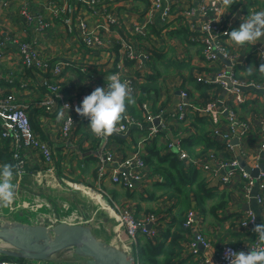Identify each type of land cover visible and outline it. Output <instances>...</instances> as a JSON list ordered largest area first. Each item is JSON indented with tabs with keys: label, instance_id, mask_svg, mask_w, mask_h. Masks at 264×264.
Listing matches in <instances>:
<instances>
[{
	"label": "crops",
	"instance_id": "0c3cea01",
	"mask_svg": "<svg viewBox=\"0 0 264 264\" xmlns=\"http://www.w3.org/2000/svg\"><path fill=\"white\" fill-rule=\"evenodd\" d=\"M99 1L101 9H105L119 22L105 30V43L98 51L88 50L82 45L79 30L75 27H64L56 19L52 27L43 28L37 20L28 21L21 14L23 8L28 9L31 15L42 13L46 16L45 22L49 23L51 2L62 5L64 2L61 0H9V9L0 5V41L18 39L28 42L44 61L51 63L68 57L73 59V67H66L63 75L57 79L66 99L76 103L79 96L84 94L101 99V104L93 112L104 127L122 124L126 115L141 121V127L131 125L129 131L123 134V142L108 135L111 150L116 157L126 158L143 143V157L150 171L159 179L146 185L136 183L133 190L113 183L110 178L114 165L110 162L102 163L103 141L91 133L84 118L76 119L68 136L63 134L65 113L60 109L61 102L57 101L51 109L41 105L47 95V90L42 86L44 74L26 69L18 47L9 42L0 63V74L3 77L0 81V94L13 96L27 106L34 131L54 150L56 173L64 185L59 189L37 184L32 175L44 169L45 164L42 158L26 150L23 155L29 172L21 185L29 194L20 195L22 201L37 202L40 197L46 198L53 207L44 212L50 215L53 223L56 217H63L61 221L66 218L71 221L77 219L74 224L83 225L80 220L83 217L90 220L89 225L99 239L112 245L116 244L118 236L115 230L117 222L108 211L107 204L115 203L119 207L129 208L142 220L153 215L158 223L152 224V230L155 226L159 227L156 237L143 234L138 245L134 244L126 231H121L120 238L132 246L134 252L139 253L141 242L144 244L147 240L164 245L168 252L172 248L174 236L178 235V250H175L171 258L174 264H198L206 257L216 261L225 243L249 248L260 236L264 241V229L259 224V233L240 227L249 207L259 212L264 227V198L261 203L256 199L258 185L251 193H247V181L241 175L243 169H237L233 181L224 186L220 177L211 176L200 169L198 171L196 167L181 161L184 174L188 177V185L182 195H173L175 186L170 185L166 174L157 170L162 157L174 154L178 158V149L171 148V143H178L190 158L208 153L214 154L217 162L237 159L252 168L261 163L264 165V22H254L256 13L264 14V0H229L223 6L219 18L223 25L231 27L226 46L232 59L223 58L215 63L204 60L203 46L197 41L202 36L201 27L205 22L202 8L205 2L202 0H161L162 7L168 6L173 11L168 19H163L160 11L151 8L152 0ZM212 1L209 0L208 4ZM69 9H73V18L83 17L91 25L97 22L89 8L78 0H73ZM135 27H142L144 34L135 35ZM122 41H128L134 52L142 56L138 59L128 57L120 45ZM119 66L124 67L137 81V92L134 95L128 94L122 84L112 88L107 86L112 77L119 75ZM83 67L88 72L83 73ZM221 72L238 80L257 82L261 88L241 90L246 103L233 107L229 100L230 93L221 85L213 86L210 83ZM111 90L115 92L111 93ZM182 91H187L194 101H200L203 105L217 102L220 108H234L235 122L238 124H232L227 114L220 113L210 116L189 113L184 122H178L172 115L177 110ZM147 114L156 117L153 125L158 132L154 136L150 135L152 124L147 122ZM223 135H227V139ZM12 153L10 141L0 136V177L14 172L15 168H11L14 165ZM101 163L109 170L108 177L102 181L96 173ZM164 165L167 167V163ZM213 165L219 168V165ZM5 170L10 173L3 174ZM227 172V169H222L219 173L223 176ZM67 179L91 187L88 189L100 196L106 204L67 188L70 183ZM202 179L206 181V190L201 195L203 209L198 206L196 210L202 223L197 229L174 224L193 210L192 206L198 202L197 196L199 198L201 194L199 181ZM221 195H227V203L223 210L213 214L211 208ZM1 202L4 203V209H11L15 205L10 197L2 198ZM66 204L68 210L64 206ZM5 216L11 221L21 219L10 211ZM197 232L207 237L210 247L198 245V253H195L190 245ZM159 261L158 264H162L164 258ZM53 264H87V261L68 250L55 255ZM253 264H264V261Z\"/></svg>",
	"mask_w": 264,
	"mask_h": 264
},
{
	"label": "built area",
	"instance_id": "2783aa9c",
	"mask_svg": "<svg viewBox=\"0 0 264 264\" xmlns=\"http://www.w3.org/2000/svg\"><path fill=\"white\" fill-rule=\"evenodd\" d=\"M64 2L62 5H58L57 2H51L50 13L51 19L49 23L45 22L46 16L42 13H37L31 15L28 9L23 8L21 14L28 21L37 20L43 28H48L50 25L52 27L54 21L57 19L62 25L68 26L70 29L73 27L77 28L80 33V39L82 45H84L88 50L98 51V48L102 47L105 43L104 33L105 30L110 29V25H118L119 20L113 18V16L108 13L105 9H101L99 0H78L89 8V11L93 15V19L97 22L91 25L88 20L83 17H72L73 9H69V5L73 0H61ZM173 1V0H165ZM209 0H202L204 4L203 14L205 16V22L201 27L202 36L197 38V41L203 46V57L204 60L210 63H215L221 61L223 58L232 59L229 55L226 41L231 35V27L223 25L219 15L223 6L229 0H213L208 4ZM247 1V0H240ZM0 5L5 9H9V0H0ZM151 8L154 11H160L162 13L163 19H168L172 16L173 11L170 7H162L161 0H152ZM215 15H218L217 18ZM74 16V13H73ZM103 19V21H102ZM254 22L260 24L264 22V14L256 13L254 17ZM144 29L142 27H135L133 33L135 35L144 34ZM10 43L16 45L19 50V54L22 63L26 69L36 70L44 74L42 86L47 89L46 99L41 102V105L46 109H51L52 106L57 102H61V110L65 113L64 123H63V134L68 136L72 132L75 121L77 118H84L86 123H88L91 133L98 139L103 141L102 144V163L110 162L114 166L111 169V180L115 184H122L125 187L133 190L136 188V183L140 185H146L148 182L153 180H158L156 174H153L146 160L143 157L144 149L143 143L137 146L134 152L126 158L116 157L115 152L111 150V142L107 137L110 134H125L129 131L131 125L141 127V124H136L134 119L127 116L125 121L119 125H111L104 127L97 115L92 112H88L89 108L96 107L101 104V99L92 98L88 95L79 96L76 103L68 101L65 94L62 91V86L57 81L63 75L64 69L66 67H73L74 60L71 58L64 59L62 61H57L55 63L44 61L39 53L33 48V46L25 41H20L18 39H13L9 41ZM6 40L0 41V63L5 57V48L9 43ZM122 50L132 59H138L142 55H137L134 52L132 45L128 41H122L120 43ZM121 70L119 75L112 77V80L107 84L109 88L116 86L117 84H122L125 86L128 94L134 95L137 92L138 83L131 75L128 74L124 67L119 66ZM122 69L124 71H122ZM83 73L88 72V70L83 67L81 69ZM49 73H51V78H48ZM123 73V74H122ZM47 75V76H46ZM122 76V78H121ZM3 80L0 74V81ZM51 81L54 83H51ZM10 82H13L11 80ZM207 82V81H205ZM211 85H221L225 90H227L233 103V107H239L246 103V97L241 91V87L245 88H261V85L257 82L249 80H238L232 75H226L224 72L218 73L213 81H210ZM1 93V92H0ZM181 99L178 102L177 110L173 113V118L178 122H184L189 113H199L203 116H210L211 114H227L228 119L232 124H238L235 122V109H230L228 107L220 108L217 102H210L207 105H203L200 101H194L191 95L187 91L181 92ZM147 113V111H146ZM155 116L147 114L146 119L150 127V135L154 136L158 130L156 126L153 125ZM218 134V132H215ZM0 136L4 139L9 140L13 148L12 159L14 162V172L0 178V223L5 221H11L9 217L7 218L3 212L4 203L1 199L4 197H10L15 205L10 209V213H16L21 219L26 217L35 216V221L33 225H45L47 227H53L59 221L55 220V223L51 221L49 214L45 213L44 210H51L52 203L46 198L40 197L35 202L29 200L28 202L22 201L20 195L24 196L29 194V191L24 189L21 185L24 177L28 174L29 169H27V162L23 155V152L29 150L33 152L38 157L42 158L45 168L35 172L32 176L37 184L40 186L46 185L52 188H63V184L56 173V164L54 157V150L51 145L43 141L37 133L34 131L30 117L27 112V106L18 102L13 96L0 94ZM224 139H227V135H223ZM171 148L178 149V158L182 162L189 163L193 167L199 168L211 176L220 177L221 184L226 185L233 181L237 169H240V162L237 159L230 161L219 160L217 162L216 156L214 154H202L198 157L190 158L188 153L184 151L180 145L171 143ZM264 149V142L262 144ZM101 166L98 171L99 180H103L108 177V172L105 166ZM219 165V168H215V165ZM222 169H227L228 172L223 176H220V171ZM242 177L247 181L246 191L251 193L254 187L259 186V193L256 195L258 202H263L264 198V174L259 175L258 179H253L247 172L242 170ZM72 185V184H71ZM78 187H82L77 185ZM67 209V204L64 205ZM107 209L110 213L114 215L117 222L115 227L116 236L115 245L117 248L122 249L132 255L137 259L138 251L134 252L132 246L125 244L121 238V231H126L127 234L132 238L134 244L138 245L139 238L143 234H150L152 237L158 235L159 227L152 230H148L147 226L149 224L157 225L158 220L155 216L151 215L145 220H142L135 216L134 212L129 208L119 207L115 203L113 205L107 204ZM43 211V212H42ZM7 219H6V218ZM83 225L90 226V220H85L83 217L80 218ZM240 223V227L245 230L260 232L259 223L257 216L254 212L248 211ZM14 221V220H13ZM23 223V222H22ZM202 223L196 210H190L186 214L185 227L197 229ZM147 230L149 232H147ZM198 245H202L205 248L210 247L207 237L200 232H197L194 240L191 243L192 251L197 252ZM138 260V259H137ZM26 262H20L19 259L11 257H3L0 255V264H53V260L50 261H34V260H24ZM203 262L198 264H253L259 261H264V241L262 236L255 239L249 248L238 247L233 244L225 243L221 246L219 259L214 261L209 258H204Z\"/></svg>",
	"mask_w": 264,
	"mask_h": 264
},
{
	"label": "water",
	"instance_id": "95a60500",
	"mask_svg": "<svg viewBox=\"0 0 264 264\" xmlns=\"http://www.w3.org/2000/svg\"><path fill=\"white\" fill-rule=\"evenodd\" d=\"M124 90L125 88L122 89ZM241 90L246 91L247 88L241 87ZM114 92L111 90V93ZM96 108L97 106L89 108L88 112L92 113ZM110 135L124 138L121 134ZM239 168L253 179L264 174L262 163L252 168L242 161ZM248 211L256 214L260 227L264 229L259 212L250 207ZM152 227L151 224L147 229L151 230ZM68 250L85 259L87 264H139L134 255L99 239L91 226L63 221L53 227L19 221L0 223V255L23 260L50 261L55 255Z\"/></svg>",
	"mask_w": 264,
	"mask_h": 264
},
{
	"label": "trees",
	"instance_id": "16d2710c",
	"mask_svg": "<svg viewBox=\"0 0 264 264\" xmlns=\"http://www.w3.org/2000/svg\"><path fill=\"white\" fill-rule=\"evenodd\" d=\"M51 77V75L49 74ZM46 89V88H45ZM47 90V89H46ZM34 127V124H33ZM115 139L119 141H124L122 138L113 136ZM159 153V152H158ZM158 153H155L156 156H158ZM174 154H170V156L167 157H162L161 161L159 164H157L158 171L163 172L164 174L167 175L168 177V182L170 183L171 186H175L173 188V195H182L183 189L187 187L188 185V177L184 174L185 169L183 167V163L179 161L177 156ZM12 162V161H11ZM164 163H167V167L164 165ZM13 164V162H12ZM11 168H15L14 165H12ZM196 170L199 171V168ZM205 179L200 180L199 182V189L201 191L200 197L198 198L197 196V203L192 206L194 210H198L200 207L203 209V198L201 195L204 193L205 189V184H204ZM206 183V181H205ZM207 186V185H206ZM228 197L227 195H221L216 202V204L211 208V212L213 214H216L217 211H221L224 209L226 203H227ZM199 206V207H198ZM185 218L184 220H182ZM180 221H175L174 224H177L179 226H183L185 224L184 221H186V216L183 217ZM174 241L171 245V250L168 252L165 251V246L164 245H159V244H154L153 241L147 240L139 246V253L137 255V259L139 261V264H158L159 260H162L164 258V261H162V264H174L173 261H171V258L173 257V254L175 253V250H178V240L179 236H174ZM6 257V256H3ZM20 262H23V259H19ZM160 262V261H159Z\"/></svg>",
	"mask_w": 264,
	"mask_h": 264
},
{
	"label": "rangeland",
	"instance_id": "374dc122",
	"mask_svg": "<svg viewBox=\"0 0 264 264\" xmlns=\"http://www.w3.org/2000/svg\"><path fill=\"white\" fill-rule=\"evenodd\" d=\"M40 1H42V0H40ZM43 83V82H42ZM51 83H54V81L52 82L51 81ZM85 95V94H84ZM92 96H94V95H92ZM92 98H96V97H92ZM98 99V98H97ZM126 111L127 112H130L129 111V109H126ZM129 119H131L130 118V116L129 115H126ZM101 122V121H100ZM134 122L136 123V124H141L140 122L141 121H139V120H134ZM142 125V124H141ZM98 170L99 169H97L96 170V173L98 172ZM8 173H10V171H8V170H5V172L3 173V174H5V175H7ZM1 175V174H0ZM0 178H3V177H0ZM68 180V179H67ZM68 181H70V183H68V186H66L67 188H69V189H72V190H74V191H79V193L80 194H82V195H84V196H88V195H86V190L85 189H87V190H89V189H91V187H89V186H87L86 184H83V185H81V184H79L78 183V181H76V180H71V179H69ZM72 184V185H71ZM75 184V185H74ZM77 185H79V186H82V187H78ZM71 187V188H70ZM89 188V189H88ZM95 191V190H94ZM68 206V205H67ZM9 211H10V209L8 208V207H6L5 209H4V214L5 215H9ZM1 212V211H0ZM72 214V213H71ZM79 216V215H78ZM6 218V217H5ZM32 218V219H31ZM61 218H63V217H56V219H57V221H61ZM7 219V218H6ZM19 222H23V223H26V224H34V221H35V216H28V217H26L25 219H20V220H18ZM33 222V223H32Z\"/></svg>",
	"mask_w": 264,
	"mask_h": 264
},
{
	"label": "bare ground",
	"instance_id": "6f19581e",
	"mask_svg": "<svg viewBox=\"0 0 264 264\" xmlns=\"http://www.w3.org/2000/svg\"><path fill=\"white\" fill-rule=\"evenodd\" d=\"M75 185V184H74ZM71 188V187H70ZM60 189V188H59ZM75 190V189H74ZM73 190V191H74ZM86 190V194L87 195H89V196H91V198H93V199H95V200H97V202H100V203H102L103 205H105L106 203H104V201L102 200V199H100L101 197L99 196L98 197V195L96 194V193H93V192H91L90 190H87V189H85ZM70 216V215H69ZM32 219V218H31ZM77 220V219H76ZM76 220L75 221H71L70 219H68V218H66L65 219V221L64 220H62L63 222H66V223H68V224H74L75 222H76Z\"/></svg>",
	"mask_w": 264,
	"mask_h": 264
}]
</instances>
